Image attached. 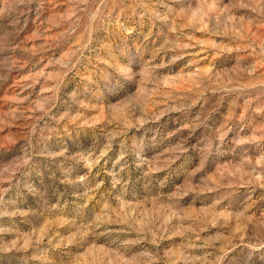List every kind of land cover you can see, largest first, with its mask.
I'll return each mask as SVG.
<instances>
[{"label": "rangeland", "instance_id": "rangeland-1", "mask_svg": "<svg viewBox=\"0 0 264 264\" xmlns=\"http://www.w3.org/2000/svg\"><path fill=\"white\" fill-rule=\"evenodd\" d=\"M0 264H264V0H0Z\"/></svg>", "mask_w": 264, "mask_h": 264}]
</instances>
